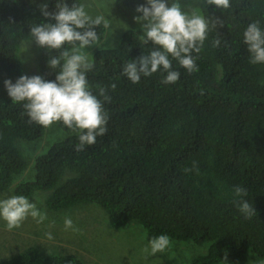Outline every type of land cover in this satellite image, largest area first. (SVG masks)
<instances>
[{
	"label": "trees",
	"instance_id": "obj_1",
	"mask_svg": "<svg viewBox=\"0 0 264 264\" xmlns=\"http://www.w3.org/2000/svg\"><path fill=\"white\" fill-rule=\"evenodd\" d=\"M79 5L0 0V192H43L53 212L96 205L149 244L207 245L188 264L264 261V0H195L203 28L166 17L168 47L126 30L67 80L69 52L105 32L75 17ZM114 5L126 18L160 11L159 0ZM20 40L34 42L42 85L22 73ZM37 103L59 108L66 136L27 160L17 142L43 137ZM32 161L33 180L16 183ZM0 264L85 263L29 246Z\"/></svg>",
	"mask_w": 264,
	"mask_h": 264
},
{
	"label": "rangeland",
	"instance_id": "obj_2",
	"mask_svg": "<svg viewBox=\"0 0 264 264\" xmlns=\"http://www.w3.org/2000/svg\"><path fill=\"white\" fill-rule=\"evenodd\" d=\"M115 0H80L76 18L100 21L105 27L101 39L72 49L65 62V79L77 65L88 63L100 49H113L126 30L134 31L142 41L168 47L161 33L166 17H177L194 29L203 28V19L191 0H159L160 11L150 18H126L115 9ZM33 41H19L18 56L25 78L36 86L42 85L36 64ZM42 109L46 116L43 137L32 143L17 142L25 159L42 154L66 134L57 129L59 108ZM60 130V131H59ZM35 155V156H36ZM33 180V161L16 179ZM15 185V183H14ZM9 190L0 192V260L19 253L29 246L41 250L71 254L85 264H188L205 253L207 245L169 240L149 244L144 231L136 225L112 229L107 215L96 205H76L64 211L53 212L45 206L46 194L34 192L27 199H18ZM240 264H264L251 252Z\"/></svg>",
	"mask_w": 264,
	"mask_h": 264
}]
</instances>
